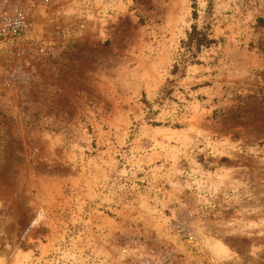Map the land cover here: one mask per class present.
Instances as JSON below:
<instances>
[{"label": "rangeland", "instance_id": "1", "mask_svg": "<svg viewBox=\"0 0 264 264\" xmlns=\"http://www.w3.org/2000/svg\"><path fill=\"white\" fill-rule=\"evenodd\" d=\"M38 1L0 38V264H264V0Z\"/></svg>", "mask_w": 264, "mask_h": 264}, {"label": "built area", "instance_id": "2", "mask_svg": "<svg viewBox=\"0 0 264 264\" xmlns=\"http://www.w3.org/2000/svg\"><path fill=\"white\" fill-rule=\"evenodd\" d=\"M41 6V2L36 0H0V38L12 42L24 41L32 32ZM81 16L84 27L85 16ZM145 264L152 263L148 260Z\"/></svg>", "mask_w": 264, "mask_h": 264}, {"label": "trees", "instance_id": "3", "mask_svg": "<svg viewBox=\"0 0 264 264\" xmlns=\"http://www.w3.org/2000/svg\"><path fill=\"white\" fill-rule=\"evenodd\" d=\"M213 42V39L209 38L208 33L205 30L198 29L196 25L193 26L192 31L188 34V39L183 40V46L187 51H192L194 48L200 50L203 46H208ZM176 72V70L174 71ZM171 90L170 85L162 90L163 95H167Z\"/></svg>", "mask_w": 264, "mask_h": 264}]
</instances>
